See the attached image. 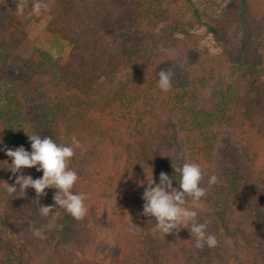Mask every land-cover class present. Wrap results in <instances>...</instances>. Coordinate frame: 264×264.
Returning <instances> with one entry per match:
<instances>
[{
	"label": "trees",
	"instance_id": "1",
	"mask_svg": "<svg viewBox=\"0 0 264 264\" xmlns=\"http://www.w3.org/2000/svg\"><path fill=\"white\" fill-rule=\"evenodd\" d=\"M35 2L0 0V146L30 150L32 133L73 136L61 107L73 93L90 99L102 78L117 84L106 120L121 133L114 140L88 131L70 143L69 167L79 177L73 191L88 194V211L76 220L56 206V241L78 249L48 254L45 264H264V0H234L209 20L197 0H43L67 31L68 64L37 49L25 59L23 76L9 80L3 67L16 55L21 22ZM196 23L210 36L194 33ZM215 47L221 52L210 53ZM162 69L173 73L168 92L158 87ZM182 145L202 170H214L224 148L223 181L201 198L210 207L200 220L216 232L214 249H196L194 238L183 235L164 241L138 223L134 198L142 197L146 173L158 182L161 172L174 177L173 164L181 165L157 148ZM7 161L0 151L4 192L15 179ZM45 191L54 204L56 190ZM1 203L0 264H26L23 237ZM158 240L164 244L155 256Z\"/></svg>",
	"mask_w": 264,
	"mask_h": 264
},
{
	"label": "rangeland",
	"instance_id": "2",
	"mask_svg": "<svg viewBox=\"0 0 264 264\" xmlns=\"http://www.w3.org/2000/svg\"><path fill=\"white\" fill-rule=\"evenodd\" d=\"M197 1H199L198 7L202 12L203 20H209L214 15L221 14L227 7L233 5L234 0ZM21 24L22 28L20 34L22 42L17 49L15 57L9 60L3 67L4 70L8 72L7 75L10 77L8 78L9 80H14L23 76V64L25 59L37 49L46 50L57 62L63 66H67L71 47L66 39L67 31L59 19L49 15L44 10L41 11L39 16L33 15L31 14L30 9L28 21L25 23L21 22ZM193 32L210 36L207 29L198 23L193 27ZM209 51L210 53L212 51L221 52V49L215 47L213 50L211 49ZM174 63L175 67L179 68L182 67L185 62L178 58ZM117 88L115 82H112L107 78H102L96 85L95 93L90 99H83L77 93L70 94L63 103L60 114L63 116V120L68 121L73 136L66 135L65 132H62L61 136L57 137L58 139L55 141L57 143L70 144L74 140L79 139L83 133L96 130L102 131L114 140L121 138V133L119 132L118 127L106 120L108 102L116 92ZM220 150L221 152H218L217 154L215 169L203 170L201 186L206 188L208 194H213L223 181L222 163L227 159L224 156V148L221 147ZM157 151L159 153L169 154L171 157H177L181 165L186 161L189 162L185 158L183 145L177 148L169 147L163 150L158 147ZM71 161L72 158L70 162ZM25 174H31L33 178L42 176V172H37L36 170L32 173ZM212 175L217 176V182L213 185H209L208 180ZM143 190L144 187L142 185L139 191L143 193ZM245 190L246 193H251V191H253L251 184H247ZM124 197L125 195L121 196L119 202L124 201L127 198ZM1 201L6 202L3 206L6 208L5 214L9 218L7 221L10 226L18 231L23 237L25 245L24 259L26 264H45L46 256L48 254L58 257L78 249V244H64L56 241V206L50 212L48 217L42 216L39 212L41 205L48 206L53 205V203L47 200L45 196L37 197L34 189H27L25 195L17 192L14 196L9 195L6 191L4 192L0 190V204H2ZM134 203L136 204L135 207L138 223L140 222L143 228L154 229L155 221H148L150 218L142 217L140 215L143 205L142 197L138 199L134 198ZM96 204L99 207H102L104 202L100 201ZM196 210L199 213L200 219V214L209 212L210 207L206 202L201 200L200 206ZM202 219L203 217H201V220ZM203 221L205 222L206 220L203 219ZM207 222L208 232L216 236V232L210 227L211 222ZM36 229H39L42 232V237H36L34 235V230ZM172 234L191 237V233L188 229L181 228L179 231H174L171 234H162V238L164 241L168 239L171 240L173 239ZM73 236H77L76 231H73ZM164 241L158 240L151 245V248L153 249L152 252L155 256L159 254L158 251L160 247L163 246Z\"/></svg>",
	"mask_w": 264,
	"mask_h": 264
},
{
	"label": "clouds",
	"instance_id": "3",
	"mask_svg": "<svg viewBox=\"0 0 264 264\" xmlns=\"http://www.w3.org/2000/svg\"><path fill=\"white\" fill-rule=\"evenodd\" d=\"M42 10H47L43 0H36L32 5L31 14L39 16ZM173 73L170 70H160L158 73V87L162 92L171 88ZM30 150L23 145L9 148L0 146V151L5 152L11 162L7 168L15 178L14 183H7L6 191L9 194L17 192L25 195L26 190L32 188L37 197L46 195V189H55L54 204L41 205L39 212L48 217L55 206L63 209L76 220L83 219L88 211L86 201L88 194L74 192L73 187L78 180V174L69 167L71 158L75 155L72 144L57 143L50 136H41L35 133L28 134ZM3 142L0 141V145ZM78 146V145H77ZM25 168H35L42 172V176L33 178L31 174H24ZM174 177L167 173L159 174L158 182L153 178V173H146V182L142 193V217L155 221V231L166 235L181 228L190 231L194 237L196 249H214L218 245L217 237L208 232V222H201L196 210L200 206L201 198L206 197L207 190L201 186L203 179L202 166L197 162H184L180 166L173 164ZM174 180L176 186H174ZM217 182V176L212 175L208 183ZM36 237H42L39 229L34 230Z\"/></svg>",
	"mask_w": 264,
	"mask_h": 264
}]
</instances>
